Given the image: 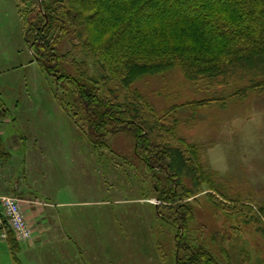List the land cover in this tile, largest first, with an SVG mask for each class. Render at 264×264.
I'll return each mask as SVG.
<instances>
[{"label": "rangeland", "instance_id": "1", "mask_svg": "<svg viewBox=\"0 0 264 264\" xmlns=\"http://www.w3.org/2000/svg\"><path fill=\"white\" fill-rule=\"evenodd\" d=\"M40 4L41 0H0V110L5 111H0V137L24 135L29 145L35 135L34 141L45 149L40 150L43 156L35 158L38 162L30 164L32 175H25L22 151L9 148L12 159L2 172L18 188L5 195L25 201L26 183L35 180L38 187L32 191L45 197L36 198L38 206L74 204L61 211L63 223L78 233L73 237L72 264H176L178 230L156 215L155 206L162 203L153 191V174L134 153L132 137L109 135L106 149L89 141L79 130L83 123L77 105L73 103V110L80 114L68 117L57 101L59 97L72 104L71 86L64 83L60 88L53 76L32 61L27 21L41 9ZM71 45L70 38H62L56 51L70 52L65 66L75 73L70 60L85 58ZM133 87L148 95L157 109L234 90L195 85L179 68L145 76ZM176 117L178 135L198 147L200 164L214 174L216 186L212 190L201 184L200 191L187 200L195 210L187 234L218 264H264V219L256 210L264 206V94L252 92L243 100L228 101L225 107L183 105ZM220 200L223 205L218 204ZM234 201L250 205L259 222L244 218L246 211L233 210L239 204Z\"/></svg>", "mask_w": 264, "mask_h": 264}, {"label": "trees", "instance_id": "2", "mask_svg": "<svg viewBox=\"0 0 264 264\" xmlns=\"http://www.w3.org/2000/svg\"><path fill=\"white\" fill-rule=\"evenodd\" d=\"M40 7L27 21L32 61L60 88L71 86L72 104L57 97L61 108L77 117V105L79 130L97 147L106 149L112 134L132 137L134 153L153 174V191L162 203L155 206L156 215L178 230L176 264H218L187 234L195 217L187 200L201 184L216 186L214 174L200 164L198 147L178 135L176 112L183 105L225 107L252 92L264 94V0H41ZM62 38H70L72 49L85 58L70 60L75 73L65 66L70 52L56 51ZM174 68L195 85L234 90L157 109L133 87L145 76ZM5 157L0 151V162ZM234 202L239 204L233 210L259 222L250 205ZM256 210L264 219V206ZM6 240L17 249L12 232Z\"/></svg>", "mask_w": 264, "mask_h": 264}, {"label": "crops", "instance_id": "3", "mask_svg": "<svg viewBox=\"0 0 264 264\" xmlns=\"http://www.w3.org/2000/svg\"><path fill=\"white\" fill-rule=\"evenodd\" d=\"M3 112L5 111L3 110ZM34 136L31 137L32 143L29 145H27V141H25L27 137L24 135L20 136L17 134L6 140L0 137V151H3L6 156L5 161L2 160L0 162V193H4L7 190L13 192V189L17 187V185H12V181L9 179L6 171L2 172L5 170L7 162L10 161L9 157L12 159L10 147L18 148L22 151L23 162L20 160V164H24V174L32 175L30 164L38 162V159L36 160L35 158L43 156L41 151L45 150L40 148L41 146L34 141ZM20 140H24L25 143L17 145V142ZM67 148L66 145L63 150L66 151ZM14 162L16 163L17 160L14 159ZM33 178L36 179V176ZM8 181L9 183H7ZM37 187V181L35 180L31 183H26L25 198L23 199L25 201H22V203L24 202L25 217L33 230V237L28 242L19 243L17 249H14V251L10 249L7 240L0 238V264H61V261H64L62 264H72L71 259L75 253L74 246L72 245V243L74 244L73 237L78 236V233L76 234L69 228L68 224L65 225L63 223L65 221L63 218L65 213L63 214L61 211L62 208L66 206L71 207L74 204L55 202L38 206L36 198L39 197L43 200L45 197L32 191H36ZM31 198L35 199L32 201ZM28 201L32 205H28ZM81 204L83 205V203ZM72 216L74 218L73 213ZM75 220L77 221L78 219ZM78 224L80 223L78 222ZM56 241L58 243H55Z\"/></svg>", "mask_w": 264, "mask_h": 264}, {"label": "built area", "instance_id": "4", "mask_svg": "<svg viewBox=\"0 0 264 264\" xmlns=\"http://www.w3.org/2000/svg\"><path fill=\"white\" fill-rule=\"evenodd\" d=\"M20 201L15 197L0 194V238L6 240L8 231L18 242L30 241L33 230L23 212Z\"/></svg>", "mask_w": 264, "mask_h": 264}]
</instances>
